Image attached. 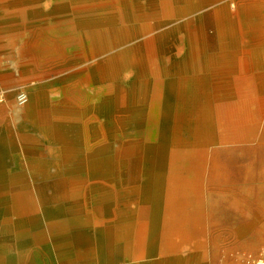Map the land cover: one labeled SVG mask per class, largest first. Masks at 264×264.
<instances>
[{
	"label": "bare ground",
	"instance_id": "6f19581e",
	"mask_svg": "<svg viewBox=\"0 0 264 264\" xmlns=\"http://www.w3.org/2000/svg\"><path fill=\"white\" fill-rule=\"evenodd\" d=\"M16 1L40 138L0 141V250L71 243L78 218L71 264H211L218 234L264 233V0Z\"/></svg>",
	"mask_w": 264,
	"mask_h": 264
},
{
	"label": "rangeland",
	"instance_id": "374dc122",
	"mask_svg": "<svg viewBox=\"0 0 264 264\" xmlns=\"http://www.w3.org/2000/svg\"><path fill=\"white\" fill-rule=\"evenodd\" d=\"M18 2L16 0H0V105L3 107L0 113V141L6 140L18 143V134L22 130L36 137L40 136L36 131H30L24 126V118L21 103L27 95L26 83L31 77L24 76L20 72L21 44L25 37L20 36L18 25ZM37 14V13H36ZM37 17V16H35ZM208 27L213 30L214 25L211 17H208ZM211 49L216 48V40L212 35L210 39ZM25 49V46H23ZM22 129V130H20ZM7 153L5 155L6 168L8 169V179L14 176L15 162L12 154L16 151V144L7 143ZM252 151L249 147L243 146L241 150L237 149L231 158L236 167L235 181L242 183L246 172L242 166L250 163L252 160ZM11 156V158H10ZM7 180V178H4ZM19 187H14L13 193L18 192ZM90 230L82 228V222L77 218L76 223H70L65 232L73 238L70 243L60 245L50 239L52 232L46 231V240L44 242H30L25 245H13L0 250V264H71L63 257L65 251L72 255L81 256L85 252L84 245L77 243L75 237L81 233H88ZM58 234V233H57ZM59 235V234H58ZM252 235L236 237L229 231L218 234L213 240L212 245V263L221 264L222 256L225 252L230 254L237 253L241 264H257V259L264 260V233L258 238L252 239ZM65 256V255H64ZM156 256L148 257L147 260L156 259ZM74 264H87L83 259ZM88 264H98L97 261ZM108 264H126L121 259H114Z\"/></svg>",
	"mask_w": 264,
	"mask_h": 264
}]
</instances>
